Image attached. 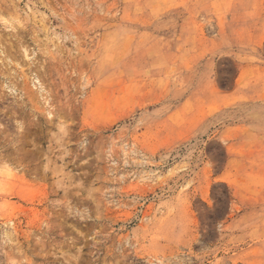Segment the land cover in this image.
Instances as JSON below:
<instances>
[{
  "label": "rangeland",
  "instance_id": "obj_1",
  "mask_svg": "<svg viewBox=\"0 0 264 264\" xmlns=\"http://www.w3.org/2000/svg\"><path fill=\"white\" fill-rule=\"evenodd\" d=\"M0 264H264V0H0Z\"/></svg>",
  "mask_w": 264,
  "mask_h": 264
}]
</instances>
